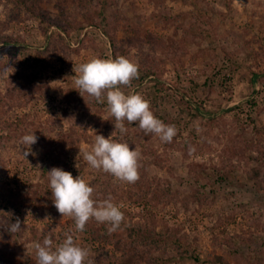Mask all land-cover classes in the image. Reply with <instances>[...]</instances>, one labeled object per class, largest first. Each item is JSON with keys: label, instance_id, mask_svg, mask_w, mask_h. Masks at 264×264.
Returning <instances> with one entry per match:
<instances>
[{"label": "rangeland", "instance_id": "374dc122", "mask_svg": "<svg viewBox=\"0 0 264 264\" xmlns=\"http://www.w3.org/2000/svg\"><path fill=\"white\" fill-rule=\"evenodd\" d=\"M106 2L108 28L89 0H0V264H37L33 244L50 236L55 246L66 233L89 250L91 264H113L117 238L124 254L136 246L134 226L161 235L152 251L159 264H264V0ZM102 27L118 41L124 31L141 40L126 57L139 77L122 90L142 94L175 126L171 143L138 122L124 121L118 135L104 126L112 116L106 98L93 105L73 90L74 68L111 58ZM71 128L81 141L63 149ZM31 132L37 155L26 160L20 141ZM96 134L140 152L136 183L83 159ZM53 167L89 181L97 201L111 196L122 228L109 234L108 224L90 219L76 232L53 204ZM5 199L17 208L5 213ZM17 217L22 230L6 235Z\"/></svg>", "mask_w": 264, "mask_h": 264}, {"label": "clouds", "instance_id": "9594fccd", "mask_svg": "<svg viewBox=\"0 0 264 264\" xmlns=\"http://www.w3.org/2000/svg\"><path fill=\"white\" fill-rule=\"evenodd\" d=\"M13 64L14 62L12 67ZM138 69L137 63L124 56L114 59L93 57L73 69L76 86L73 90H77L82 97L87 93L98 103H104L106 98L110 114L115 118L114 128L121 135L127 132L124 121L129 124L138 122L139 128L145 133H153L161 141L171 143L177 133L175 126L158 119L151 111L150 102L142 94H126L122 90V86L130 87L131 82L139 77ZM37 141L38 137L34 132L22 136L20 144L26 149L22 153L25 159L29 155H37L32 151V145ZM140 156V152L135 148L131 149L127 142L115 140L111 135L105 138L96 134L90 148L83 150V159L92 169L111 174L117 180L129 184L136 183L140 178ZM47 174L53 204L62 217L74 220L76 232H83L90 219L108 224L109 234L120 228L125 218L124 213L111 196L97 201L93 197L94 188L89 181L80 175L74 178L71 172L62 168L53 167ZM45 219L50 221V217ZM21 223L17 217L6 230L16 233L22 230ZM65 237L55 246L50 236L45 237L42 243L35 242L33 247L37 264H91L88 260L89 250L76 242L74 234L66 233Z\"/></svg>", "mask_w": 264, "mask_h": 264}, {"label": "trees", "instance_id": "16d2710c", "mask_svg": "<svg viewBox=\"0 0 264 264\" xmlns=\"http://www.w3.org/2000/svg\"><path fill=\"white\" fill-rule=\"evenodd\" d=\"M89 0V3H91ZM106 0H98L96 2V6L93 5L92 3L87 5L88 9H91V6H94V10H98V14L99 17L100 15H102V21L104 23L105 26H109V21L106 22V19L108 20V17H106ZM101 18V17H100ZM197 18V27H198V31H205L206 28H204L205 26L200 24V19L198 17ZM89 23V26H96L93 22L89 21L87 22ZM71 30L74 29V27L71 25L70 26ZM104 29V33L108 39V42L110 43V47H111V58H116L118 56H124L127 57L129 50L132 47H138L141 44V40H130L127 37L128 31H124L123 32V38L122 41H118L117 40V35L115 33H110L107 30H105L104 27H102ZM137 79H134L132 82L136 81ZM92 103L94 105V103H96V99L92 98ZM92 105V106H93ZM106 124L104 125L106 128H114V123H115V118L113 116H111V120L110 122L107 121L105 122ZM69 135L65 138V140L62 142V148L66 149L69 147H74L77 143H79L81 141V139L77 136L76 132H74L71 129ZM117 134L121 135V133L119 132V130H116ZM45 170V169H44ZM12 199V198H11ZM6 200V199H5ZM6 206L4 208L5 213L10 212L11 210L17 208L16 204H13L9 201L6 200ZM14 211V210H13ZM153 224V222H152ZM122 227L120 226V228L118 229V231L121 229ZM129 230L133 231L131 233H133L131 237V243L135 244L136 246H134V249H132L131 254H124V248L121 247V243L122 241L118 240V238L113 242L114 244V248L118 251H121V255L118 258L113 259L112 263L113 264H159L160 263V258L157 256H153L152 255V251L154 249H157L160 247L159 244V237L161 235H158L156 237L155 233H154V229H152L149 233H145L143 232V229L140 228L139 226H134L133 230L131 228H129ZM4 233L6 235H9L8 231H4ZM141 247V248H140Z\"/></svg>", "mask_w": 264, "mask_h": 264}]
</instances>
